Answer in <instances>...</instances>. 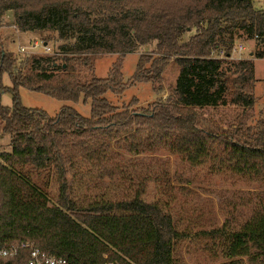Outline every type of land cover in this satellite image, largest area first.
I'll return each instance as SVG.
<instances>
[{
	"label": "trees",
	"instance_id": "1",
	"mask_svg": "<svg viewBox=\"0 0 264 264\" xmlns=\"http://www.w3.org/2000/svg\"><path fill=\"white\" fill-rule=\"evenodd\" d=\"M255 1L0 0V20L11 13L20 33L53 31L58 39L73 41L61 47L60 65L52 57H32L29 70L22 71L0 36V99L11 95L10 107L0 101L1 133L9 137V151H0V245L30 242L69 264H178L174 248L185 235L159 203L144 202L140 192L86 205L71 198L67 176L77 155L128 129L155 136L193 164L212 159L234 175L264 183V119L247 125L255 105L254 62L225 63L211 56L221 47L229 52L239 31L264 40V10L256 11ZM192 29L195 35L181 43ZM153 41L155 57L141 56L123 84L125 55ZM98 54L119 55L108 77L75 73V55ZM253 58L264 59V50ZM172 60L179 72L170 100L130 110L106 98L137 82H159ZM90 63L85 58L79 65L92 69ZM55 71L61 74L52 75ZM3 74L9 87L2 85ZM22 88L62 102L88 103L89 117L68 106L54 117L25 108ZM228 105L241 110L228 128L196 112ZM51 183L58 187L55 203L48 196ZM253 196L255 205L243 223L200 233L219 251L221 264H264V191ZM25 259L26 254L0 264Z\"/></svg>",
	"mask_w": 264,
	"mask_h": 264
},
{
	"label": "rangeland",
	"instance_id": "2",
	"mask_svg": "<svg viewBox=\"0 0 264 264\" xmlns=\"http://www.w3.org/2000/svg\"><path fill=\"white\" fill-rule=\"evenodd\" d=\"M254 6L256 11L264 10V0H256ZM14 25L11 13L0 20L3 48L13 55L16 68L29 70V59L32 57H52L57 65L63 62L65 55L61 47L71 45L72 40H60L53 31L35 32L36 37L33 33L20 34L16 38L19 31L13 29ZM193 35L195 29L184 33L180 42H187ZM35 44L38 46L31 49ZM42 45L48 46L50 52L43 53ZM155 45L153 41L141 46L135 53L125 55L120 69L123 84L128 82L141 56L145 57L144 60L155 57ZM21 47L27 52H21ZM238 47H243L241 53L234 50ZM225 49L221 47L211 56L225 63L249 58L254 62L255 105L247 113L250 117L247 125L253 126L259 119H264V59L253 58V53L264 50V40L239 31L234 36L230 51ZM85 58L89 59L93 70L79 65ZM118 58V54L75 55L74 71L86 79L91 77L92 72L96 78L105 79ZM178 72L179 68L172 60L164 67L159 82H137L121 95L107 93L106 98L119 109L126 107L130 110L146 109L155 102H166L172 97ZM60 74L59 71L52 73L56 77ZM1 81L4 86L11 85L7 74L2 75ZM19 96L23 107L42 110L50 117H54L63 106L72 107L80 115L89 117L88 103L62 102L23 88L19 90ZM0 101L2 106L10 107L11 95L3 93ZM196 112L228 128L235 124L241 110L228 105ZM8 143L9 137L1 133L0 124V151L9 150ZM74 163L67 180L71 198L76 203L86 205L101 199L120 201L131 198L137 192H140L144 202L159 203L171 216L176 230L185 235L174 248L173 255L178 264H221L224 259L219 251L200 233L217 229L225 223L231 226L243 223L255 205L253 194L264 191L261 181L234 175L212 159L193 164L155 136L136 133L134 129H128L113 139H100L89 152L79 153ZM47 191L51 203H55L57 184L51 183Z\"/></svg>",
	"mask_w": 264,
	"mask_h": 264
},
{
	"label": "built area",
	"instance_id": "3",
	"mask_svg": "<svg viewBox=\"0 0 264 264\" xmlns=\"http://www.w3.org/2000/svg\"><path fill=\"white\" fill-rule=\"evenodd\" d=\"M36 46H38V44H35L31 49ZM41 48L42 52L45 54L50 52V48L46 45H42ZM234 50L241 53L243 47H238ZM20 51L23 53L27 52L25 48L22 47ZM24 254H26V259L23 264H69L66 259L46 253L30 242L22 241L19 243L0 245V259L22 258Z\"/></svg>",
	"mask_w": 264,
	"mask_h": 264
},
{
	"label": "crops",
	"instance_id": "4",
	"mask_svg": "<svg viewBox=\"0 0 264 264\" xmlns=\"http://www.w3.org/2000/svg\"><path fill=\"white\" fill-rule=\"evenodd\" d=\"M13 29H16V27L13 26ZM29 33H33V35L36 37V33H35V32H25V33H20V32H19V33L17 34L16 38H19V37H20V34L24 36V35L29 34ZM26 39H27V38H26ZM8 144H9V143H8ZM7 148H9V147H7ZM6 151H9V150L6 149Z\"/></svg>",
	"mask_w": 264,
	"mask_h": 264
},
{
	"label": "water",
	"instance_id": "5",
	"mask_svg": "<svg viewBox=\"0 0 264 264\" xmlns=\"http://www.w3.org/2000/svg\"><path fill=\"white\" fill-rule=\"evenodd\" d=\"M250 56H252V54Z\"/></svg>",
	"mask_w": 264,
	"mask_h": 264
}]
</instances>
